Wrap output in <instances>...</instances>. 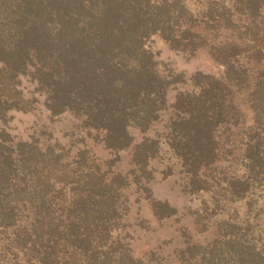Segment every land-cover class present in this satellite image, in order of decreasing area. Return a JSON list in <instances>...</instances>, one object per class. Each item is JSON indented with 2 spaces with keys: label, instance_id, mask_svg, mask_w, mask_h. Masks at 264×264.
I'll return each mask as SVG.
<instances>
[{
  "label": "trees",
  "instance_id": "1",
  "mask_svg": "<svg viewBox=\"0 0 264 264\" xmlns=\"http://www.w3.org/2000/svg\"><path fill=\"white\" fill-rule=\"evenodd\" d=\"M257 18L264 20V0H0V85L4 70L30 76L52 116L72 114L114 152L132 145L129 128L145 130L169 108L165 134L132 147L135 167L145 174L165 145L188 178L185 191L209 193L203 213L211 205L232 229L180 251L179 264H264V230L255 237L247 224L240 232L230 214L238 215L240 203L247 214L264 208V56L259 49L256 77L242 86L251 70L241 59L245 51L218 40L209 48L224 67L222 80L196 74L191 89L177 90L179 78L159 74L147 48L159 36L173 50L193 52L208 41L204 34L216 41L219 30ZM10 107L0 94V127ZM232 128L220 159V132ZM231 148L240 153L228 177L216 170L232 164ZM82 158L68 163L62 150L13 142L0 128V264H142L125 250L111 258L124 178L73 171L69 165ZM150 209L159 218L174 214L153 200Z\"/></svg>",
  "mask_w": 264,
  "mask_h": 264
},
{
  "label": "rangeland",
  "instance_id": "2",
  "mask_svg": "<svg viewBox=\"0 0 264 264\" xmlns=\"http://www.w3.org/2000/svg\"><path fill=\"white\" fill-rule=\"evenodd\" d=\"M244 24L247 30L243 28ZM204 39L208 40L205 45L193 52L173 50L168 42L159 36H153L147 48L159 64V74L170 72L173 77H178V80L182 81H178L173 87L182 90L191 89L190 78L196 74L222 80L224 67L212 58L209 47L218 40L237 42L246 53V57H241L242 61L251 69L248 80L242 86L247 85L250 80L253 81L252 78L256 77L253 68L257 62L256 53L259 49L260 54L264 56V20L261 22V19L257 18L246 23L242 21L238 26L232 25L229 31L219 30L216 41L210 34H204ZM173 87L168 89L167 107L175 96ZM234 87L232 90H235ZM0 94L11 105L6 115L7 122L0 128L10 135L13 142H35L41 149L49 147L58 152L62 150L68 163H74L73 158L78 159L81 154L83 158L79 161L80 166L69 165L73 171L99 170L105 178L111 174L124 178L121 180L124 188L117 213L119 222L117 228L112 231V239L114 241L117 239L118 243L114 245L116 251L111 258L116 260L119 253L125 250L134 259L144 258L142 264H179L180 251L187 247L192 249L193 246L211 244L219 239L218 237L231 233L232 229L225 226L221 217L216 215L219 213L211 212V205L210 211L203 213L201 201L211 202L209 193L188 194L185 191L188 178L165 145L162 144L157 157L147 163L145 174L144 172L141 174L135 167L132 147L145 139L156 140L163 135L165 124L172 116L169 108L161 111L159 117L145 130L129 128L128 135L131 137L132 145L124 151L114 152L103 148L99 137L95 138L93 132L82 131L80 120L72 114L52 116L45 107L44 94L37 91L36 83L30 76L12 77L4 70ZM237 100L240 102L242 99L239 97ZM247 113L250 115L249 111ZM233 132H235L233 128L229 132L223 130L220 132L219 144L222 147L220 159H225L224 156L227 154L225 138ZM239 153L238 148H231L229 161L232 160V164L227 165V161L226 164H219L216 171L227 172L229 177L236 167L235 162ZM227 167L229 171L226 170ZM148 172L149 177L146 179L143 175H147ZM144 181H147L144 183L145 190L143 187L139 189ZM63 193L67 195L69 190L65 188ZM152 200L167 204L174 210V214L163 218L154 216L150 209ZM240 204L237 206L238 215L236 211H230L232 216H238L240 220L236 227L242 232L247 229L248 224L249 232L257 237V231L264 230V208L253 209L247 214L245 205ZM257 210L260 212L254 218Z\"/></svg>",
  "mask_w": 264,
  "mask_h": 264
}]
</instances>
